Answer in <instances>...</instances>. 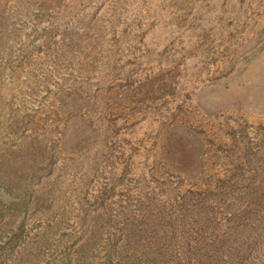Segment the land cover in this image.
I'll use <instances>...</instances> for the list:
<instances>
[{
    "label": "rangeland",
    "instance_id": "374dc122",
    "mask_svg": "<svg viewBox=\"0 0 264 264\" xmlns=\"http://www.w3.org/2000/svg\"><path fill=\"white\" fill-rule=\"evenodd\" d=\"M0 264H264V0H0Z\"/></svg>",
    "mask_w": 264,
    "mask_h": 264
}]
</instances>
